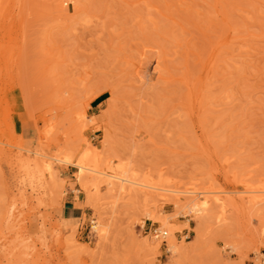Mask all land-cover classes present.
<instances>
[{"label":"rangeland","instance_id":"rangeland-1","mask_svg":"<svg viewBox=\"0 0 264 264\" xmlns=\"http://www.w3.org/2000/svg\"><path fill=\"white\" fill-rule=\"evenodd\" d=\"M260 195L264 0H0V264H264Z\"/></svg>","mask_w":264,"mask_h":264},{"label":"bare ground","instance_id":"bare-ground-1","mask_svg":"<svg viewBox=\"0 0 264 264\" xmlns=\"http://www.w3.org/2000/svg\"><path fill=\"white\" fill-rule=\"evenodd\" d=\"M106 89V93L108 94V98L106 99V102H110L115 100L116 98V90L114 87L112 86H108L105 88ZM102 95V93H97L94 97H93V101H95L96 99H98L100 96ZM26 110L28 111V109L26 108ZM29 112V111H28ZM30 117L33 118V115L29 112ZM78 169H79V174L83 175V173H89V174H93V175H97V176H103L104 177V183H106L107 186H110L112 188H117L120 192L125 191L127 188H133V189H139L140 191L142 189L145 190H156V191H170L169 189H164V188H160L157 184L151 182L150 180H139L137 179L135 176H133L132 174L129 173V171L125 168H122L121 170H114L111 172V174H109L108 172H106V169L101 168L100 164H99V160L97 159L96 154L88 152L85 153L79 164L77 165ZM109 170H111V168L108 167ZM81 185L84 188H89L90 186L95 187V184H90V182L88 181L87 178L84 177L83 181L81 182ZM183 195H196L197 192L196 191H184V192H180ZM227 191H213V190H208L205 191L201 194L204 195H210V201L218 204H224L225 201V195H226ZM247 195H250L253 193L252 190H246L244 192ZM196 198L194 199H190L189 204H191L193 201H195ZM208 200V198L205 199V201L202 203V206H199L197 204H194L190 209L191 212L193 213H200L202 212L203 208H205V206H207V204L210 202ZM264 201V195H260L257 196L256 198H254V202L258 203V202H262ZM187 208V206L185 207ZM184 208V210H185ZM66 220H71V219H66ZM163 223V225H165V227L167 228V230H162L163 232H165L167 234V236L163 239V241H154L152 242L150 246H152L153 248L159 249L164 243L166 244L168 251L172 252L174 255H178V254H182L183 250L182 248L177 244V240H176V233L178 232L174 226L170 225V224H166L165 221H161ZM93 225L92 227L97 231V233L102 236L103 234H105V229H104V225L102 224L101 221L98 222V225L96 226V221L91 222ZM199 238V237H198Z\"/></svg>","mask_w":264,"mask_h":264},{"label":"crops","instance_id":"crops-1","mask_svg":"<svg viewBox=\"0 0 264 264\" xmlns=\"http://www.w3.org/2000/svg\"><path fill=\"white\" fill-rule=\"evenodd\" d=\"M63 214L67 219H76L80 217V210L75 206H70L63 210Z\"/></svg>","mask_w":264,"mask_h":264},{"label":"built area","instance_id":"built-area-1","mask_svg":"<svg viewBox=\"0 0 264 264\" xmlns=\"http://www.w3.org/2000/svg\"><path fill=\"white\" fill-rule=\"evenodd\" d=\"M148 233L155 239H164L167 236V234L163 232L160 228L153 226L149 228Z\"/></svg>","mask_w":264,"mask_h":264},{"label":"trees","instance_id":"trees-1","mask_svg":"<svg viewBox=\"0 0 264 264\" xmlns=\"http://www.w3.org/2000/svg\"><path fill=\"white\" fill-rule=\"evenodd\" d=\"M100 100H102V99H100ZM100 100H99V101H100ZM99 101H98V102H99Z\"/></svg>","mask_w":264,"mask_h":264}]
</instances>
